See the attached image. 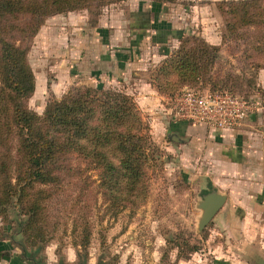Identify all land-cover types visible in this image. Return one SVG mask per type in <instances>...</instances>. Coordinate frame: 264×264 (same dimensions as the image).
Here are the masks:
<instances>
[{
    "label": "rangeland",
    "instance_id": "obj_1",
    "mask_svg": "<svg viewBox=\"0 0 264 264\" xmlns=\"http://www.w3.org/2000/svg\"><path fill=\"white\" fill-rule=\"evenodd\" d=\"M220 1L230 0L93 1L88 8L46 16L34 33L19 31L27 17L8 20L15 26L8 28L7 39L23 51L32 78L29 93L17 100L63 149L51 160L59 180L49 186L43 203L44 239L26 241L25 213L15 203L8 206L0 215V264H264L252 244L236 249L228 244V249L212 220L197 230L202 159L194 155L195 140H174L171 124L176 122L165 101L169 94L155 86L158 67L189 38L217 46V56L203 80L180 89H230L263 105L257 83L264 67L256 68L254 53L247 54L252 37L264 29L247 26L231 35L218 10ZM89 56L98 70L109 69L108 78L87 77L83 63ZM89 87L126 96V113L116 110L122 99L115 102L113 94L96 92L87 101L90 109L81 111L86 126L137 133L151 151L142 165L146 194L139 202L130 196L121 200L119 189L106 187L108 175L89 150L96 128L88 127L81 149L64 124L44 121L49 103L68 101ZM16 146L14 137L0 146V159L9 152L15 160ZM188 245L197 250L189 252Z\"/></svg>",
    "mask_w": 264,
    "mask_h": 264
},
{
    "label": "trees",
    "instance_id": "obj_2",
    "mask_svg": "<svg viewBox=\"0 0 264 264\" xmlns=\"http://www.w3.org/2000/svg\"><path fill=\"white\" fill-rule=\"evenodd\" d=\"M93 1L105 0H0V146H7L8 140L12 137L17 142L16 159L13 160L9 152L0 159V215H5L8 206L14 203L20 206L21 212L26 215L22 234L30 243L44 239L41 225L43 203L49 196V186L56 185L59 180L53 172L55 162L51 160L56 157V152L63 148L55 144L54 139L45 135L48 131L42 130L38 125L37 117L22 109L17 100L20 96L29 93L32 88V78L22 55L23 51L7 39L8 28L15 26L7 22L10 19L27 17L28 20L24 22L25 28L20 27L19 31L23 32L29 28V32L34 33L46 16L88 8ZM150 1L161 3L165 0ZM259 1L218 2V10L225 17V29L233 36L237 35L238 29L247 26L264 29V3L253 4ZM258 32L260 34L252 37L251 47L249 46L251 54L248 53L247 56H253L254 53L257 60L253 65L256 68H263L264 31L258 30ZM205 43L183 38L181 46L158 67L155 76L156 89L166 90V93L171 95L178 91L182 84L203 80L205 72L217 56L214 51L217 50V46H209ZM218 91L235 93L230 89H218ZM96 92L102 93L103 97L113 94L116 97L115 102L122 99L121 108L116 110L126 113V108L123 106L126 96L118 91L103 92L89 87L83 90L82 95L72 97L68 101L49 103L44 121L48 126H54L56 123L64 124L75 134L74 137L81 149H83L81 146L84 145L83 141L86 140L85 136H88V127L96 128L89 150L96 155L97 162H102L100 165L104 167L103 173L108 175L105 184L109 186L106 187L119 189L118 198L121 200H126L130 196L131 199L133 198L132 201L139 202L143 200V194H146V178L142 165L150 157L151 151L143 146V137L137 133H114L112 129L98 130L96 125L86 126L81 111L86 112L90 109L87 101L94 99ZM116 110L109 109V113L112 114ZM86 237L87 235L83 237L84 246L87 242ZM188 246H191L189 252L197 250L195 245Z\"/></svg>",
    "mask_w": 264,
    "mask_h": 264
},
{
    "label": "crops",
    "instance_id": "obj_3",
    "mask_svg": "<svg viewBox=\"0 0 264 264\" xmlns=\"http://www.w3.org/2000/svg\"><path fill=\"white\" fill-rule=\"evenodd\" d=\"M99 36L98 41L102 40ZM111 57L110 54L108 58ZM83 65H86L89 79L108 78L109 69L95 68L91 56ZM258 78L263 105L252 113L241 129L210 130L182 121L169 124L176 129L172 136L179 135L176 142L195 140L194 155L202 159L198 174L202 175L199 199L204 194L202 191L211 189L225 195L224 203L212 218L214 233L222 237L221 241L224 239L228 249V244L235 249L252 244L264 255V69Z\"/></svg>",
    "mask_w": 264,
    "mask_h": 264
},
{
    "label": "built area",
    "instance_id": "obj_4",
    "mask_svg": "<svg viewBox=\"0 0 264 264\" xmlns=\"http://www.w3.org/2000/svg\"><path fill=\"white\" fill-rule=\"evenodd\" d=\"M167 113L171 121L198 124L211 129H241L259 101L227 91L206 88H182L166 98Z\"/></svg>",
    "mask_w": 264,
    "mask_h": 264
},
{
    "label": "water",
    "instance_id": "obj_5",
    "mask_svg": "<svg viewBox=\"0 0 264 264\" xmlns=\"http://www.w3.org/2000/svg\"><path fill=\"white\" fill-rule=\"evenodd\" d=\"M174 140H179L178 136L173 135ZM225 201V195L214 189L202 194L196 206L201 210L197 220V230H202L212 220L215 213L220 209Z\"/></svg>",
    "mask_w": 264,
    "mask_h": 264
}]
</instances>
